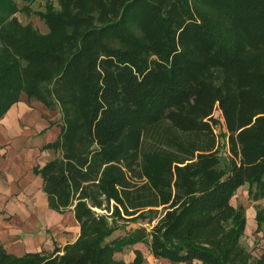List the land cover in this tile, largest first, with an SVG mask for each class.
<instances>
[{
	"label": "trees",
	"instance_id": "trees-1",
	"mask_svg": "<svg viewBox=\"0 0 264 264\" xmlns=\"http://www.w3.org/2000/svg\"><path fill=\"white\" fill-rule=\"evenodd\" d=\"M26 8L0 0V121L24 93L59 110L57 156L34 173L80 235L21 256L0 239V264H128L132 247L144 264L141 244L172 264H264L232 204L244 186L264 198V0L47 1L46 33Z\"/></svg>",
	"mask_w": 264,
	"mask_h": 264
},
{
	"label": "rangeland",
	"instance_id": "rangeland-1",
	"mask_svg": "<svg viewBox=\"0 0 264 264\" xmlns=\"http://www.w3.org/2000/svg\"><path fill=\"white\" fill-rule=\"evenodd\" d=\"M17 1L19 3L20 8L27 6L26 9L16 14L19 19L25 24H33L40 31L46 33L48 31V28L45 22L37 14V12L40 10H44L47 1H53L57 4V0H36L31 4H28L25 0ZM215 115L221 118L222 122L224 121L221 117V112L219 109H216ZM6 116L9 120L6 121L7 127L1 133L2 143L0 144V149L4 156L3 161L0 160V172L3 171V176L0 177L1 185L6 182V179L8 178L9 174H15L14 171L19 169V173H21L23 170V178L28 177V173H32L31 165L29 164H38L40 160L42 161L43 159L41 157V152L43 150H49L45 149V147L57 141V136L59 137L62 131V121H59V110H51L37 98H29L25 93L22 94L20 99L12 105V107L2 119H4ZM221 130L222 126L218 125L216 127V131L220 133ZM225 151L226 149L223 148V152ZM48 154L49 153H47L46 155L47 158L50 156H52V158H55L57 156L55 153L49 154L50 156ZM24 183L29 184V182ZM20 189V192H16L12 198L16 201L23 202V200H25L24 198L26 196V193H22V187ZM241 189L239 190V192H237V196L233 197L232 204L236 208H238V206H245V208H250L251 200L249 196L245 193V191ZM3 193L4 192H1V194ZM25 203L29 202H26L25 200ZM43 208L47 210L46 206ZM30 210L32 212H30ZM6 211L10 217V219L7 220L10 226L8 228H0L1 232L5 235H8V233H10L11 235L21 237L25 241L24 247L28 250L27 252L35 250L37 251L38 249L33 250V248L36 246L37 240L34 238H31L33 240H30V236H32V234L34 233V230H28V227H26L30 225V222H18L20 214L14 213L11 207L7 206ZM36 212L37 211L35 209H31L30 206L29 208H25L26 216L31 221V223L34 221L35 217L37 218ZM33 214H36V216ZM60 214L65 215V217L63 216L62 218L63 220L61 219L62 222L60 224H62V226L73 222L71 214L68 213V211H66L65 213L60 212ZM47 217H49L48 214L44 213L42 216H40V221L44 229H46L47 232L51 233L52 236H54V230L56 228L51 227V224L48 223ZM54 219L57 220V218ZM123 221L124 220H121L120 224L126 223V226H128L127 229L137 228L140 226H146L148 229H151L152 227V225L150 223H147V221H143L141 223H127ZM249 227V231L252 232L250 230V223ZM6 229H8L9 231H7ZM122 234H124L123 231H117L114 237H117ZM242 242L245 246L248 247L249 250H252L259 255L264 249V229H262L261 231L256 230L252 235H246L245 231V236L242 238ZM141 245V249L143 250L144 255L146 257V261L144 264H172L166 260L154 258L153 255L150 253L149 249L144 244ZM4 247L8 252L13 253V251L8 249L6 245ZM134 249V247L127 248L124 252L117 254V257L125 260L128 264H133V260L135 258ZM40 251L46 250L42 249Z\"/></svg>",
	"mask_w": 264,
	"mask_h": 264
},
{
	"label": "crops",
	"instance_id": "crops-1",
	"mask_svg": "<svg viewBox=\"0 0 264 264\" xmlns=\"http://www.w3.org/2000/svg\"><path fill=\"white\" fill-rule=\"evenodd\" d=\"M9 120L6 116L4 119L0 121V144L2 143L1 140V133L4 131V129L7 127L6 121ZM12 120V119H11ZM13 121V120H12ZM59 121H61V116L59 117ZM14 122V121H13ZM47 126V125H46ZM58 138V136H57ZM47 153L51 154L54 153L52 150H43L41 152L42 161L38 164H29L31 165V172L28 173V177L23 178V170L21 173H19V170L14 171L15 174H12L8 176L6 179V182L4 184H0V228H8L10 224L7 222L8 219H10L9 214L6 211L7 206L12 208V211L14 213H19L18 222H30L28 227V230H34V233L32 236H30V240H33L31 238L36 239V246L33 248V250L38 249L37 251H40L42 249H45L47 252H53L56 246L64 247L68 243L74 242L80 235V225L78 221L75 218V214L72 210H68V213L71 214L72 221L71 223L62 226L60 224L62 222L64 214H60V212H57L55 210H51L48 205V197L46 193L43 191V179L41 175H37L34 173V167L37 165L43 166L47 161L52 159V156L46 157ZM40 154V153H39ZM38 156V154H37ZM3 153L0 149V160L3 161ZM3 176V171L0 173V177ZM1 179V178H0ZM24 179V180H23ZM24 182H29V184H26ZM23 188L22 193H26L25 200L29 203H25V200L23 202L16 201L12 197L16 192H20V188ZM241 189V188H240ZM239 189V190H240ZM238 190V192H239ZM241 190H244L245 193L248 195L247 186L242 187ZM1 192H4L1 194ZM237 196V195H235ZM234 196V197H235ZM250 208L246 207V218H247V224H246V235H252L258 228V222H257V205H261V207L264 209V198L254 201L252 199ZM38 205V206H35ZM35 209L37 212V218L35 217L34 221L31 223V221L27 218L25 213V208ZM47 207V210L43 207ZM245 207V206H244ZM42 211V212H38ZM30 212H32L30 210ZM44 213H47L49 217L48 223L51 224V227H55V235L52 236L51 233L47 232L46 229L42 226V223L40 221V216H42ZM36 214H33L36 216ZM61 220V221H57ZM249 223L251 225V231H249ZM61 226H60V225ZM9 231L8 229H6ZM252 233V234H251ZM2 238V239H1ZM0 239L2 240L3 245L13 251V254L21 256L25 253H27V249L24 247V240L21 237H18L16 235H11L8 233V235H5L0 230ZM139 246V245H138ZM31 251V252H37Z\"/></svg>",
	"mask_w": 264,
	"mask_h": 264
}]
</instances>
